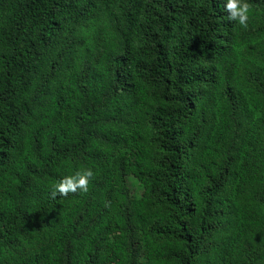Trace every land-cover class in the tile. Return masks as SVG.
I'll list each match as a JSON object with an SVG mask.
<instances>
[{
	"label": "trees",
	"instance_id": "trees-1",
	"mask_svg": "<svg viewBox=\"0 0 264 264\" xmlns=\"http://www.w3.org/2000/svg\"><path fill=\"white\" fill-rule=\"evenodd\" d=\"M248 2L243 28L221 0H0V264H264Z\"/></svg>",
	"mask_w": 264,
	"mask_h": 264
},
{
	"label": "clouds",
	"instance_id": "clouds-1",
	"mask_svg": "<svg viewBox=\"0 0 264 264\" xmlns=\"http://www.w3.org/2000/svg\"><path fill=\"white\" fill-rule=\"evenodd\" d=\"M223 10L227 12L229 20L236 21L241 27L247 28L250 18L251 6L248 0H221ZM94 172L90 167H82L76 171L62 176L54 183L51 196H67L69 193L87 192Z\"/></svg>",
	"mask_w": 264,
	"mask_h": 264
},
{
	"label": "rangeland",
	"instance_id": "rangeland-1",
	"mask_svg": "<svg viewBox=\"0 0 264 264\" xmlns=\"http://www.w3.org/2000/svg\"><path fill=\"white\" fill-rule=\"evenodd\" d=\"M129 185H130V187L132 189V192L135 195L138 196L139 194H141V186H140V184L138 183V181L136 179H134L133 177H130L129 178ZM111 259L109 258L108 260L110 261Z\"/></svg>",
	"mask_w": 264,
	"mask_h": 264
}]
</instances>
